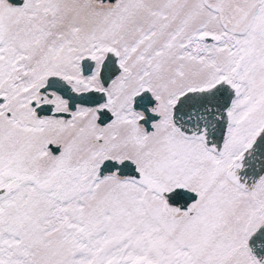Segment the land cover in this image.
<instances>
[{
    "label": "snow or ice",
    "instance_id": "snow-or-ice-1",
    "mask_svg": "<svg viewBox=\"0 0 264 264\" xmlns=\"http://www.w3.org/2000/svg\"><path fill=\"white\" fill-rule=\"evenodd\" d=\"M0 264H264V0H0Z\"/></svg>",
    "mask_w": 264,
    "mask_h": 264
}]
</instances>
